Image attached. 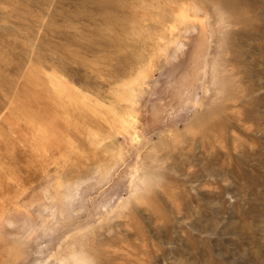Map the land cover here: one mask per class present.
<instances>
[{"label": "rangeland", "instance_id": "374dc122", "mask_svg": "<svg viewBox=\"0 0 264 264\" xmlns=\"http://www.w3.org/2000/svg\"><path fill=\"white\" fill-rule=\"evenodd\" d=\"M61 263L264 264V0H0V264Z\"/></svg>", "mask_w": 264, "mask_h": 264}, {"label": "bare ground", "instance_id": "6f19581e", "mask_svg": "<svg viewBox=\"0 0 264 264\" xmlns=\"http://www.w3.org/2000/svg\"><path fill=\"white\" fill-rule=\"evenodd\" d=\"M102 144H103V143H102ZM57 256H58V255H57ZM60 256H61V255H60ZM60 256H59L58 258H61ZM59 260H60V259H59ZM62 263H63V262H62ZM62 263H61V264H62Z\"/></svg>", "mask_w": 264, "mask_h": 264}]
</instances>
